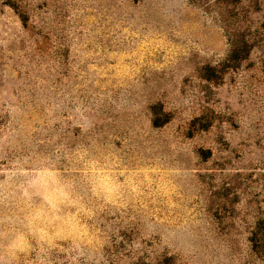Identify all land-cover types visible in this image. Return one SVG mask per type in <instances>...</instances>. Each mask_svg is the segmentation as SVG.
<instances>
[{
	"label": "rangeland",
	"instance_id": "1",
	"mask_svg": "<svg viewBox=\"0 0 264 264\" xmlns=\"http://www.w3.org/2000/svg\"><path fill=\"white\" fill-rule=\"evenodd\" d=\"M263 249L264 0H0V264Z\"/></svg>",
	"mask_w": 264,
	"mask_h": 264
},
{
	"label": "trees",
	"instance_id": "2",
	"mask_svg": "<svg viewBox=\"0 0 264 264\" xmlns=\"http://www.w3.org/2000/svg\"><path fill=\"white\" fill-rule=\"evenodd\" d=\"M225 4H235L238 3L239 0H222ZM232 36V34H231ZM234 38L230 41V49H229V55L227 58V61L229 63H235L236 61L239 60H246V58L249 55L250 52V47L248 42L243 40V39H238L236 35L233 33ZM230 66H228L229 68ZM263 254H264V249H263Z\"/></svg>",
	"mask_w": 264,
	"mask_h": 264
}]
</instances>
